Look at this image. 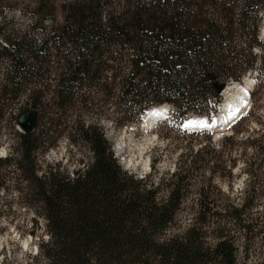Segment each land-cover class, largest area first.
I'll return each instance as SVG.
<instances>
[{"label": "trees", "instance_id": "1", "mask_svg": "<svg viewBox=\"0 0 264 264\" xmlns=\"http://www.w3.org/2000/svg\"><path fill=\"white\" fill-rule=\"evenodd\" d=\"M261 10L264 0H72L49 38L4 37L0 118L5 102H18L27 83L49 74L51 61L59 66L45 126L16 131V148L0 158V176L12 165L45 221V264H264V124L249 128L247 114L218 144L208 137L189 147L158 177L154 169L144 176L124 169L97 123L76 124L67 136L86 148L87 162L71 170L57 162L37 173L43 128L52 132L59 109H70L106 66H127L108 76L118 78L116 101L134 106L126 121L162 104L175 107L178 124L189 112L215 115L217 85L263 69ZM239 159L243 191L201 176L203 165L219 161L228 172L220 177H229Z\"/></svg>", "mask_w": 264, "mask_h": 264}, {"label": "rangeland", "instance_id": "2", "mask_svg": "<svg viewBox=\"0 0 264 264\" xmlns=\"http://www.w3.org/2000/svg\"><path fill=\"white\" fill-rule=\"evenodd\" d=\"M70 1L72 0H0V45L5 44L4 37L12 38L22 32L39 39L49 38L53 32L58 33L65 21L66 6ZM258 16L261 17L259 38L264 43V10ZM49 66V74L27 83L18 102H5L4 116L0 118V158L10 157L12 149L18 144L19 128L16 117L20 114L33 110L36 112L35 127L41 129L45 126V101L47 97H51V77L57 73L59 67L57 62L52 61ZM261 68L263 69L260 73L257 70L247 71L240 81L229 80L217 85L224 101L233 93V89L227 90L226 87L235 82L243 84L245 77L251 78L247 109L233 121L227 120L222 125L212 127L211 121L217 116V109L212 116L189 112L178 124L175 107L170 104L167 114L155 120L149 130L145 131L140 115L138 119L126 121L134 116V106L126 109L123 103L116 101L118 78L113 82L108 77L116 72H120L117 75H122L127 69L126 64L122 65L120 71L106 66L101 72L100 80L88 81L82 87L81 94L70 109H59V117L54 119L56 126L52 128V132L45 135L43 128L44 136L41 139L44 142L40 143L42 147L37 161V173L42 174L45 166L57 162L70 170L87 162L89 152L86 148L80 142L73 144L67 136L69 127L80 123L100 125L107 139L112 142L114 153L122 167L129 172L144 176L154 169L157 170L154 173L156 177L163 172H171L177 160L181 159L179 155L186 153L189 147L203 145L208 137L218 144L222 137L230 135L235 127H239V122L246 114L250 117L247 123L249 128H261L264 124V57ZM3 69V65H0V75ZM224 89L227 90L225 94L222 93ZM35 102L40 104L35 107ZM20 106L22 108L19 110ZM122 108L126 109L125 113ZM227 110L232 111L231 105ZM191 114L198 115V119L208 118V124L194 128L183 126L187 116L192 117ZM241 132L247 134L245 130ZM71 137L77 139L74 134ZM232 153L235 155V152ZM218 162H215L216 165L213 161L203 165L200 169L201 176L213 179L222 190H229L230 186L234 192L241 189L243 191L246 183L245 174L240 173L243 161L239 159L232 169V175L224 179L220 175H228V172L224 169V164ZM1 173L0 264H45L40 256L39 245L45 242L48 234L45 232V221L40 211L35 209V199L30 187L12 165L1 170ZM262 199L264 200V196Z\"/></svg>", "mask_w": 264, "mask_h": 264}, {"label": "bare ground", "instance_id": "3", "mask_svg": "<svg viewBox=\"0 0 264 264\" xmlns=\"http://www.w3.org/2000/svg\"><path fill=\"white\" fill-rule=\"evenodd\" d=\"M262 32H263L262 34H264V28ZM251 84H252L251 78L245 77L243 84L235 82L232 84V86L226 87L227 90L228 88L233 89V93H231V95L229 94L231 97L222 101V103L218 106L219 111L217 113V116H215V118L212 119L213 121H211V124H215V126L222 125L227 120L233 121L236 117L244 113L245 110L247 109L249 91L251 88L250 86H252ZM226 89H224V91L222 92L223 94L226 93L227 91ZM229 105H231L232 107L231 112L227 110ZM169 107H170L169 104H162L155 107L152 106V108H149L144 113H142V115L140 116H141V125L143 129L145 131L149 130L151 124L155 120L162 118L167 114ZM191 115L192 117L187 116V119L183 122L185 124V127L188 126L194 128V126H201L208 124L206 118L205 121V119H198L197 115L195 114H191Z\"/></svg>", "mask_w": 264, "mask_h": 264}, {"label": "water", "instance_id": "4", "mask_svg": "<svg viewBox=\"0 0 264 264\" xmlns=\"http://www.w3.org/2000/svg\"><path fill=\"white\" fill-rule=\"evenodd\" d=\"M36 125V113L33 110L21 114L17 120V126L20 132H28L34 129ZM185 126V124H184ZM215 127V124H212Z\"/></svg>", "mask_w": 264, "mask_h": 264}]
</instances>
